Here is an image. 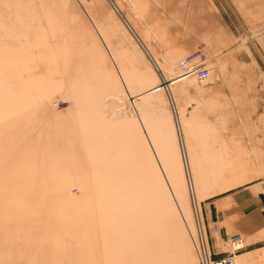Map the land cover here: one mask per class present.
Segmentation results:
<instances>
[{"label":"rangeland","instance_id":"374dc122","mask_svg":"<svg viewBox=\"0 0 264 264\" xmlns=\"http://www.w3.org/2000/svg\"><path fill=\"white\" fill-rule=\"evenodd\" d=\"M256 183L264 0H0V264H200L192 191L212 258L264 264L203 215Z\"/></svg>","mask_w":264,"mask_h":264},{"label":"crops","instance_id":"0c3cea01","mask_svg":"<svg viewBox=\"0 0 264 264\" xmlns=\"http://www.w3.org/2000/svg\"><path fill=\"white\" fill-rule=\"evenodd\" d=\"M216 196L208 197L204 201L208 202L203 207L204 220L208 224L210 221L221 224L222 233L228 236L264 237V183H256L210 201ZM259 242H264V239Z\"/></svg>","mask_w":264,"mask_h":264},{"label":"built area","instance_id":"2783aa9c","mask_svg":"<svg viewBox=\"0 0 264 264\" xmlns=\"http://www.w3.org/2000/svg\"><path fill=\"white\" fill-rule=\"evenodd\" d=\"M206 59L205 54L199 51L183 57L178 63L179 75L181 77L194 76L201 83L207 82V80L211 77V69L206 65ZM194 209L198 231L200 233L198 234L201 245L199 251L200 264H235L233 255L216 259L212 258L206 238V229L205 231L202 229L195 204ZM215 230L218 231V227H215Z\"/></svg>","mask_w":264,"mask_h":264},{"label":"bare ground","instance_id":"6f19581e","mask_svg":"<svg viewBox=\"0 0 264 264\" xmlns=\"http://www.w3.org/2000/svg\"><path fill=\"white\" fill-rule=\"evenodd\" d=\"M158 71V70H157ZM159 72V71H158ZM159 74L161 75V76H163L164 77V75L161 73V72H159ZM188 77H193V78H195L194 76H188ZM196 79V78H195ZM210 79H211V77H210ZM210 79H208L207 81H209ZM197 80V79H196ZM206 83V82H205ZM192 197H193V200H194V204H195V207H196V199H195V195H194V193H193V191H192ZM196 209H197V207H196ZM197 213H198V210H197ZM199 214V213H198ZM199 219H200V222H201V226H202V229H203V223H202V220H201V217H200V214H199ZM218 229H219V227H218ZM245 243L243 242V240L241 239V238H236L233 242H231V248H232V250H233V254H236L237 252H239V251H241V250H243L244 248H245Z\"/></svg>","mask_w":264,"mask_h":264}]
</instances>
